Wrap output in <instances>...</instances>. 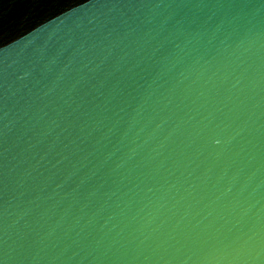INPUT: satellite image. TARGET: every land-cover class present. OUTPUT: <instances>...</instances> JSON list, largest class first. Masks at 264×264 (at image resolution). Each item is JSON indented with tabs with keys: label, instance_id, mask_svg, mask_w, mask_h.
Returning <instances> with one entry per match:
<instances>
[{
	"label": "water",
	"instance_id": "1",
	"mask_svg": "<svg viewBox=\"0 0 264 264\" xmlns=\"http://www.w3.org/2000/svg\"><path fill=\"white\" fill-rule=\"evenodd\" d=\"M0 264H264V0H0Z\"/></svg>",
	"mask_w": 264,
	"mask_h": 264
}]
</instances>
